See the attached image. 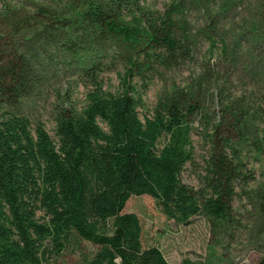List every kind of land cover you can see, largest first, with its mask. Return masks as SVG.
I'll return each mask as SVG.
<instances>
[{"label":"trees","instance_id":"1","mask_svg":"<svg viewBox=\"0 0 264 264\" xmlns=\"http://www.w3.org/2000/svg\"><path fill=\"white\" fill-rule=\"evenodd\" d=\"M244 1L249 0H216L225 8ZM254 1L247 35L264 43V0ZM132 8L137 15L128 18ZM153 13L139 0H54L35 3L24 19H13L14 34L27 40L59 42L54 35L62 30L82 50L103 52L105 46L125 70L116 91L95 82L84 104L61 107L52 137L43 124L9 109L33 88L30 54L0 55V264H45L46 253L59 255L74 238L96 246L87 264H169L158 247L143 248L138 216L123 212L132 195L152 197L168 218L183 224L198 214L212 221L229 214L241 173L227 148L253 137L249 111L228 109L226 126L221 128L223 117L215 127L202 178L207 193H195L180 174L192 159L189 117L197 105L176 94L151 115L138 111L135 75L154 61L172 65L186 52L176 36L174 11L163 18ZM214 25L203 29L209 51L216 49ZM74 27L80 36L70 31ZM218 41L221 55L231 56L224 36ZM256 264H264V255Z\"/></svg>","mask_w":264,"mask_h":264},{"label":"rangeland","instance_id":"2","mask_svg":"<svg viewBox=\"0 0 264 264\" xmlns=\"http://www.w3.org/2000/svg\"><path fill=\"white\" fill-rule=\"evenodd\" d=\"M53 1L0 0V55L7 58V54L26 52L35 72L30 93L9 109L27 116L33 124H43L52 137L53 119L61 107L84 104L85 93L95 82L116 91L118 74L125 70L124 63L105 46L103 52L82 50V43L70 42L62 30L54 35L59 42L48 43L43 36L27 40L20 32L14 34L13 19H24L35 3ZM254 5V0L231 8L216 0H201L200 4L194 0H139L142 9L156 12L158 18L174 11L176 36L186 49L172 65L154 61L150 70L134 77L141 117L151 115L158 103L176 94L197 105L189 117L192 159L181 171L182 182L195 193H207L202 178L214 129L223 117L221 128L226 126L230 109L249 111L248 130L253 132L246 143L227 148L229 155L238 158L241 174L226 218L212 221L198 214L183 224L168 218L148 195H132L126 202L123 212L139 218L143 248L158 247L169 264H256L264 255V43L258 35L253 37L261 40L254 41L246 29ZM133 13L137 15V8L127 10V17ZM211 21L217 42L216 49L209 51L203 29ZM70 31L80 36L79 27ZM221 36L230 43L231 56L221 55ZM100 126L106 130L104 123ZM163 142L160 139L158 144ZM95 250V245L74 238L59 255L46 253L45 264H87Z\"/></svg>","mask_w":264,"mask_h":264}]
</instances>
